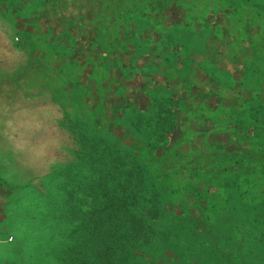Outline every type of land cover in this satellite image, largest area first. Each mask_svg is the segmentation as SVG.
Segmentation results:
<instances>
[{
	"label": "rangeland",
	"instance_id": "374dc122",
	"mask_svg": "<svg viewBox=\"0 0 264 264\" xmlns=\"http://www.w3.org/2000/svg\"><path fill=\"white\" fill-rule=\"evenodd\" d=\"M260 12L243 0H0V165L10 185L0 187V264H84L62 246L81 237L71 218L81 221L78 212L89 208L97 188L86 193L75 186L87 184L91 166L104 165L97 147L110 149L115 135L120 146L139 152L151 175L165 180L172 200H180L182 190H200L191 221L175 218L177 237L157 232L155 264H264V126L259 133L250 127L249 95L227 88L243 74L253 86L248 89L263 88L257 101L264 102ZM131 32L135 45L126 39ZM139 72L148 78L143 90L134 78ZM166 81L195 95L210 90L219 106L207 113L193 102L191 126L199 130L202 120L209 133L197 135L183 125L173 145L155 143L164 150L154 153L144 146L154 145L143 130L146 122L142 128L134 114L147 107L144 98H167L161 89ZM126 93L134 104L129 112L105 104L104 98ZM229 101L239 128L227 127L236 124L228 117ZM69 139L79 149L73 161L62 148ZM188 145L192 149L184 150ZM59 189L66 198L62 212L55 208L59 193L50 194ZM171 221L154 224L167 229ZM10 250L22 254L11 258L4 253Z\"/></svg>",
	"mask_w": 264,
	"mask_h": 264
},
{
	"label": "trees",
	"instance_id": "16d2710c",
	"mask_svg": "<svg viewBox=\"0 0 264 264\" xmlns=\"http://www.w3.org/2000/svg\"><path fill=\"white\" fill-rule=\"evenodd\" d=\"M243 1L247 5H250L251 8L259 9L261 11L260 13H264V0ZM177 6L178 5H176V7ZM168 8L166 12L169 11V13L172 14L174 6H168ZM256 15L257 14H255V16ZM222 18L226 17L222 16ZM127 19H129V17ZM73 33L77 36L75 29ZM136 37V33L131 32L126 36V39L133 41L132 44L135 45L137 41ZM98 47L99 46L94 47L92 51H95L94 49ZM101 58L107 59L108 55L107 57L103 56ZM243 77L244 75L240 74L238 79L228 83L229 86L227 85V88L230 89L232 93L240 88L238 90V95H249L247 100L249 103H252L253 106L251 108H254L250 127H253V130L259 133L260 129L258 128L264 126V102L261 101V104L258 105L257 100H259L260 97L258 96L259 92L257 90H263V88L248 89L253 86L248 83V80H241ZM134 78L140 90H143L145 86L148 85V83L145 84L148 78L143 75L142 72H139L137 75L135 74ZM210 79L211 81L208 82L216 85V83L213 82V78ZM238 80H241V83H239ZM253 81L256 83L259 82L256 78H253ZM138 82L140 83L138 84ZM161 89L164 95H167V98H144V105L147 107L141 111L138 110L139 113L134 114L137 116V121L141 123L142 128L143 121L146 122V126L143 130L146 133V137L154 141V145H150V142H147L144 146L153 149L154 153L156 150L157 153H163L164 146H166L167 149V146L173 145L179 138H176L175 135L179 133V129L183 125H186L189 131L192 130V133H197V135L209 133L210 124H206L207 122L202 120H200V122L203 123L202 127L194 131L191 126L194 122L193 118H191V114L195 111V107L192 104L196 101L204 105L203 107L206 109L205 111L207 113L214 112L217 109L219 106L218 102L207 95V92L210 90L206 93L199 92L195 95L192 90L189 91V89L177 90L167 81L161 83ZM250 91H255L257 94L250 96L252 95ZM139 94H141L140 91ZM175 94L178 95V97L174 96ZM261 94H263V92H261ZM126 95L121 94L116 100L112 98L108 100L109 97H106L104 98L105 104H114V107L118 109L124 107L125 109L123 110L129 112L130 109L132 110L130 106L133 104V98L130 96L132 94L126 93ZM234 103V101L232 103L229 101L227 105L230 108L228 117L233 122H236V124L227 125L229 129L243 126L239 122V117L236 112L237 108L233 107ZM187 105L191 108L187 109ZM243 106L244 109H248L246 108L248 104H243ZM134 122H136V118ZM195 123H197V120H195ZM120 139V137L115 135L111 148L103 150L104 152L97 147V150L101 153H105L104 158L106 159L103 163L104 165L101 166L100 164L99 169L96 164L91 166L92 174L88 180L85 179L87 184L79 182L76 184L77 186H75L76 188L83 186L85 188L83 192L86 193L89 188H97L95 193L90 192L92 193L90 194L92 201L89 208L84 212H78L79 215L82 216L81 221L78 219L75 223L73 218H71L73 225H76L75 228H79L78 232L81 237H78L74 242L66 243L65 246H62V249L70 254H80L84 264H127L128 260L139 263L142 259L144 261L143 264H155V261L160 259L157 251H152L159 239V234H157V232L167 230V234L170 233L176 236V227H178V224L175 218L178 219L182 218L181 216L185 217L187 215L186 217L191 221L188 212L193 214V212L195 213L198 211L192 207L198 202L200 190L195 189L196 191L188 193L182 190V198L180 200H172L168 195L170 191L169 188L167 186H162L165 180L163 179L162 182V180H157V178L151 175L150 170L140 161L138 156L139 152H137L136 149H132L131 151L129 146H120ZM134 140L143 142L142 138H135ZM155 143L158 147H160V143L164 145L158 148L155 147ZM227 145L228 144H226V146ZM82 146L88 148L91 144L88 145L84 143ZM76 147V143H74L72 139H69L67 145L62 147L63 153H65V159L67 157V159L69 158L73 161V159L79 157V149L77 148L75 150ZM191 149L189 145L184 148V150L187 151ZM128 150L131 151V153L129 152V154H126ZM87 159H89V157H87ZM93 161L94 160H91L89 163ZM89 163L87 161L85 162V164ZM241 168L242 166H240L239 170H241ZM232 171H237V169ZM184 173L187 172L185 171ZM29 174H31V172L27 170L24 176H22V179L26 180ZM58 176H61V173L58 174ZM189 176H191V174H189ZM8 177L4 167L0 165V187L3 186L6 190L10 188V185L7 184ZM239 179L240 177H238V180ZM174 186H177V184H174ZM60 189L56 190L54 193H50L53 195L59 193V195L55 197L57 201L61 203H55V208L58 212H62L65 208V204L61 201H65L66 199L61 196L64 191L60 192ZM31 195L33 196V194ZM71 199L72 203L77 200L74 198ZM44 203L42 202L43 205H45ZM68 207H70V205H68ZM181 208L183 210H181ZM74 209L72 204L70 210L74 211ZM24 210L30 212L31 208L26 207ZM165 218L172 220L171 223H173V227L171 226L167 229H163L154 224L162 219L165 220ZM55 222L58 224L61 223L58 220ZM20 224L22 226L25 225L23 217ZM62 261H64V259H62Z\"/></svg>",
	"mask_w": 264,
	"mask_h": 264
},
{
	"label": "crops",
	"instance_id": "0c3cea01",
	"mask_svg": "<svg viewBox=\"0 0 264 264\" xmlns=\"http://www.w3.org/2000/svg\"><path fill=\"white\" fill-rule=\"evenodd\" d=\"M1 242H3V241L0 240V243ZM7 251H9V250H7ZM4 253H9V255H11V258H17V257H19V255L22 254L20 252H14V250H10V252H4ZM7 255L8 254H4V256H7ZM31 258H33V257H31ZM4 264H7V263H4ZM35 264H37V262Z\"/></svg>",
	"mask_w": 264,
	"mask_h": 264
}]
</instances>
